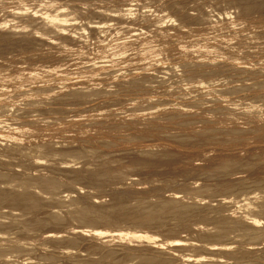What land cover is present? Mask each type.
I'll list each match as a JSON object with an SVG mask.
<instances>
[{"label":"rangeland","instance_id":"374dc122","mask_svg":"<svg viewBox=\"0 0 264 264\" xmlns=\"http://www.w3.org/2000/svg\"><path fill=\"white\" fill-rule=\"evenodd\" d=\"M14 1L0 0V179H10L0 180V192L6 194L0 193V197L3 198V194L7 199L0 198V213L2 210L7 214L1 213L3 217L0 214L3 218H0V230L5 229L2 228L6 226L4 222L9 224L6 228L9 232H2L8 235L3 234L4 240L0 244V264H192L193 261L195 264H264V0H55L57 4H63V11L75 14L78 21L76 19V23L67 27L66 34L61 32L63 30L54 33L46 29L47 38L28 30L30 26L40 27L37 16L31 17L32 22L27 17L22 21L7 18L10 12L6 9ZM22 1L38 8L37 4L44 0ZM124 7L130 8L129 12L109 14L111 9L122 10ZM110 15H114V19L109 20ZM105 21L108 24L104 31H94L92 22L102 24ZM11 23H26V26L22 30L14 29ZM74 24L82 25L78 36L71 35L74 29L70 28L75 27ZM117 39L127 44L117 47ZM19 123L22 125L20 132L16 129L17 133L15 128ZM9 125L11 127L6 128ZM6 133L11 139H17H9ZM4 134L6 136L2 137ZM61 147L63 151L69 147L74 150L72 159L76 154L75 163H67L74 169L68 168L66 163L64 168L62 165L73 151L69 155L66 154L68 151L64 154L59 150L64 157L59 152V155L52 154V162L47 161L50 167L46 163V167L39 168L32 166L29 155L25 157L23 154L38 155L42 149L44 152ZM156 150H160V154ZM65 166L73 173L65 171ZM12 172L16 177H10ZM36 172L45 178L53 176L57 181L54 183L53 177L46 178L52 182H45L47 185L43 182L46 185L43 187L42 178L39 182L40 176L35 177ZM18 173L29 177L19 175L20 180H28L21 184V189L32 179H38L41 184L39 186L32 180L26 186L29 195L33 194L31 191L35 185L39 191L52 184H56L54 189L58 194L52 188L51 198L47 192L51 190L49 187L44 189L47 195L42 192L40 198L34 189L36 197L31 196V203L25 188H15L14 184L20 182ZM79 174L80 177H90L92 183L88 182L90 178H76ZM75 179H80L78 186L81 188L75 189L78 184ZM83 179L88 183L84 184ZM72 181L76 182H73L75 185ZM9 189H13L12 192L8 193ZM23 190L28 199H24ZM68 191L70 195L66 198H73L70 201L64 196ZM57 197V201L51 202ZM244 199H249L245 200L251 204L248 208L244 207ZM58 200H63L62 204ZM10 201L22 204L18 207L15 203L12 207ZM42 202L45 205L42 206ZM247 214L256 217L258 223L251 220L254 225L251 224ZM33 217L32 221L30 218ZM211 217L217 218H212L216 222ZM40 218H45L49 224ZM92 218L98 220V224L102 223L100 225L113 222L114 226H124L125 229L136 225L152 232L162 231L161 235L168 233V236L172 230L173 234L181 230L175 236L185 237V242H178L183 245L182 248L178 246L180 253L178 249L169 251L173 243L155 245L153 242V246L152 242L145 240L131 244L115 240L102 243L100 238L91 234L89 237L85 235L88 232L82 230ZM35 222L41 226L32 230V226L37 225ZM41 227L43 231L53 229L58 232L53 231L57 238L44 240ZM79 227L81 231H75ZM204 233L205 237L210 236V240L209 237L206 240L211 241L213 235L212 240H218L210 243L201 240L199 236ZM209 233L213 234L212 237ZM220 233L226 236L222 237ZM4 236L8 237L7 240ZM146 243L147 246L150 244L148 248L144 245ZM190 245L193 247L188 248ZM154 246L158 247L157 251ZM199 253L210 259L195 261L194 255ZM30 256L31 260L27 258Z\"/></svg>","mask_w":264,"mask_h":264},{"label":"bare ground","instance_id":"6f19581e","mask_svg":"<svg viewBox=\"0 0 264 264\" xmlns=\"http://www.w3.org/2000/svg\"><path fill=\"white\" fill-rule=\"evenodd\" d=\"M15 1H16V2H15ZM15 1H14L15 3H14L13 5H11V7H7V9H6V12H10V13H8L7 18H8V17H9V18H12V19H13V18H17L18 20L20 19V21H22L23 18L26 19V17H27V18H30V19H31L32 16H33V17L37 16L38 19L40 20L39 23H38V24H40V27L38 26V27H35V28H34V27L30 26L31 28L28 29V30H30L31 32L35 33L36 36H37V34H38V35H39V34H40V35L43 34V35L47 38L46 35H49V34H47L48 32L46 33V29H47L48 31H52V32H54V33L57 32V31H61V30H63V31H61V32H64V31L68 30L67 27H68L70 24L76 23V21H75V20L77 19L76 15H75V14H71V13L66 12V11H63V4H61V3H60V4H57V3L55 2V0H44V1H41L40 4H37V5H39L38 8H36V7H37L36 5H35L36 7H35V6H34V7H30L29 5L24 4L22 0H15ZM129 1H130V0H129ZM190 1H191V0H190ZM67 3H69V2H67ZM78 4H79V3H78ZM65 5H66V3H65ZM65 5H64V6H65ZM70 5H71V3H70ZM73 5H74V4H73ZM248 5H249V4H248ZM7 6H8V5H7ZM31 6H33V5H31ZM72 7H73V6H72ZM79 7H81V5H79ZM125 7H126V6H125ZM125 7H124V9H122V10H121L120 8H119L120 10L117 9V10H114V11L111 9V13H109V14H114V15L117 14V15H118L119 13H120V14H123V13H125V12H126V13L129 12L130 8H128V7L125 8ZM5 8H6V7H5ZM152 8H153V7H152ZM246 8H247V7H246ZM66 9H67V8H66ZM68 9H69V8H68ZM76 9H77V8H76ZM71 10H72V9H71ZM78 10H79V9H78ZM73 11H74V10H73ZM131 11H132V10H131ZM223 11H224V10H223ZM70 12H71V11H70ZM150 12H151V11H150ZM155 13H156V12H155ZM102 14H103V13H102ZM114 15H112V16L114 17ZM112 16L110 15L111 18H110L109 20H111V19L113 18ZM119 16H120V15H119ZM164 16H165V15H164ZM116 17H117V16H116ZM116 17H115V18H116ZM157 17H158V16H157ZM160 17H161V15H160ZM166 17H167V16H166ZM168 17H169V16H168ZM213 17H214V16H213ZM158 18H159V17H158ZM30 19H29V22H30ZM38 19H37V20H38ZM113 19H114V18H113ZM169 19H170V18H169ZM179 19H180V18H179ZM27 20H28V19H27ZM32 20H33V19H31V22H32ZM34 20H36V18H34ZM109 20H107V21H109ZM157 20H158V19H157ZM160 20H161V19H160ZM9 21H10V20H9ZM9 21H8V22H9ZM20 21H19V22H20ZM77 21H78V19H77ZM107 21H105V22L102 23V24H100V23H96V22H98V21H96V22H92L91 24H92L93 26H92L91 24H88V23H87V24L89 25V27H90V25L92 26V28L94 27V31H95V30L104 31V30H105V25L108 24ZM178 21H179V20H178ZM182 21H183V20H182ZM5 22H6V19H5ZM8 22H7V25H8ZM23 22H24V21H23ZM29 22L27 21V23H28V27H29ZM35 22H36V21H35ZM90 22H91V21H90ZM180 22H181V21H180ZM180 22H179V23H180ZM16 23H17V22H16ZM83 23H84V22H83ZM176 23H177V22H176ZM11 24H12V23H11ZM35 24H36V23H35ZM87 24H86V25H87ZM74 25H76V24H74ZM83 25H84V24H83ZM88 25H87V26H88ZM110 25H111V24H110ZM10 26H12V28H14V29H16V28H20V29L22 30V29H25L26 23H25V24H24V23H23V24H21V23H19V24H12V25H10ZM33 26H34V25H33ZM43 26L45 27V29H43ZM70 26H71V25H70ZM28 27H27V28H28ZM81 27H82V25H81ZM81 27L78 26V25H76L75 27H71L70 29H72V28L74 29V30L71 31V32H72L71 35H72V36H76V35L78 36V35H80L79 33H81V32H80L81 30H79V29H82ZM66 28H67V29H66ZM84 28H85V25H84ZM64 29H65V30H64ZM70 29H69V30H70ZM85 29H86V28H85ZM106 29H107V28H106ZM180 29H181V28H180ZM117 30H118V29H117ZM119 30H120V29H119ZM108 31H109V30H108ZM108 31H106V32H108ZM121 31H122V30H121ZM66 32H67V31H66ZM91 32H92V31H91ZM119 32H120V31H119ZM123 32H124V31H123ZM28 33H29V32H28ZM33 33H32V34H33ZM50 33H51V32H50ZM130 33H131V32H130ZM56 34H57V33H56ZM63 34H66V33L64 32ZM131 34H132V33H131ZM33 35H34V34H33ZM43 35H42V36H43ZM68 35H69V33H68ZM126 35H128V33H127ZM42 36H41V37H42ZM44 36H43V37H44ZM104 36H105V35H104ZM38 37H40V36H38ZM70 37H71V36H70ZM89 37H90V36H89ZM121 37H122V36H121ZM66 38H67V36H66ZM86 38H87V37H86ZM97 38H98V37H97ZM114 38H116V37H114ZM117 38H118V37H117ZM128 38H130V37H128ZM128 38H126V39H128ZM33 39H34V38H33ZM43 39H44V38H43ZM76 39H77V38H76ZM76 39H75V40H76ZM104 39H105V37H104ZM122 39H124V38H122ZM71 40H72V39H71ZM73 40H74V39H73ZM86 40H87V39H86ZM92 41H93V40H92ZM123 41H124V40L117 39V40L115 41L117 47H122L123 44H124ZM148 41H149V40H148ZM148 41L145 43V44H146V47H147V45L149 44ZM102 42H104V41L102 40ZM106 42H107V41H106ZM68 43H69V42H68ZM100 43H101V42H100ZM109 43H110V42H109ZM62 44H63V43H62ZM125 44H127L126 41H125ZM125 44H124V46H125ZM63 46H64V45H63ZM70 46H71V45H70ZM72 46H73V45H72ZM68 47H69V46H68ZM77 47H78V45H77ZM143 47H144V45H143ZM143 47H142V48H143ZM64 48H66V47H64ZM92 48H93V47H92ZM107 48H108V47H107ZM149 48H150V47H149ZM62 49H63V47H62ZM67 49H68V48H67ZM67 49H65V50H67ZM69 49H71V48L69 47ZM63 51H64V50H63ZM70 52H71V51H70ZM121 53H122V51H121ZM169 53H170V52H169ZM180 53H181V52H180ZM115 55H116V54H115ZM105 56H106V55H105ZM117 56H118V55H117ZM99 59H100V58H99ZM70 61H71V60H70ZM106 63H107V62H106ZM96 64H97V63H96ZM98 64H99V63H98ZM103 64H104V63H103ZM77 66H78V65H77ZM98 66H99V65H98ZM38 67H39V66H38ZM95 69H96V68H95ZM23 70H24V69H23ZM31 70H32V69H31ZM131 70H132V69H131ZM0 71H1V70H0ZM18 71H19V70H18ZM44 71H45V70H44ZM4 72H5V71H4ZM23 72H24V71H23ZM23 72H21V73H23ZM25 72H26V71H25ZM28 74H30V73H27V75H28ZM27 75H26V76H27ZM27 77H29V76H27ZM201 83H202V82H201ZM201 83H200V84H201ZM2 87H3V86H2ZM91 87H92V86H91ZM95 89H96V88H95ZM31 90H32V89H31ZM33 90H34V89H33ZM42 91H43V90H42ZM76 94H77V93H76ZM13 98H14V97H13ZM63 98H64V97H63ZM57 100H58V99H57ZM233 109H234V108H233ZM31 113H32V112H31ZM29 120H30V119H29ZM23 121H24V120H23ZM27 121H28V120H27ZM1 122H2V121H1ZM27 123H28V122H27ZM9 124H10V123H9ZM15 124H16V123H15ZM19 124H20V123H19ZM28 124H29V123H28ZM11 125H12V124H11ZM13 125H14V124H13ZM21 125H22V123L19 125V127H16L17 125H16V126L14 125V126L16 127L15 130L18 129L19 132H20V130H21V129H20ZM26 125H27V124H26ZM6 126H7V125H6ZM6 126H5V127H6ZM23 126H24V125H23ZM10 127H11V126L9 125V126L6 127V128H10ZM27 128H29V127H27ZM23 129H25V127H23ZM23 129H22V130H23ZM30 129H31V128H30ZM30 129H29V130H30ZM12 130H13V132H14V128H13ZM31 130H32V129H31ZM35 130H36V129H35ZM9 131H10V130H9ZM16 131H17V130H16ZM16 131H15V132H16ZM23 131H24V130H23ZM13 132H12V133H13ZM19 132L17 131V133H19ZM0 133H1V132H0ZM12 133H11V134L9 133V134L12 135ZM25 133H26V132H25ZM6 134H7V133H6ZM0 135H1V134H0ZM17 135H18V134H17ZM4 136H6V135H5V134L2 135V137H4ZM7 136H8V134H7ZM12 137H13V136H12ZM15 137H16V136H15ZM8 138L11 139L10 136H8ZM13 139H14V137H13ZM13 139H11V140H13ZM16 139H17V138H16ZM16 139H14V141H15ZM18 139H19V138H18ZM21 139H22V138H21ZM19 141H20V140H19ZM7 142H9V141H7ZM16 142H17V141H16ZM58 142H59V141H58ZM13 143H14V142H13ZM13 143H11V144H13ZM45 143H46V142H45ZM59 143H60V142H59ZM9 144H10V143H9ZM13 146L15 147V145H13ZM16 147H17V146H16ZM25 147H26V146H25ZM50 147H51V145H50ZM73 147H74V146H73ZM81 147H82V145H81ZM81 147L79 146V148H81ZM9 148H10V146H9ZM46 148H48V147H46ZM79 148H78V149H79ZM49 149H50V150H49ZM49 149H47V151L44 150V152H42V151H43V149H42L41 153L38 154V155H32V154L30 155V154H28V153H24V152H23V154H26V156H25V155H23V156L28 157V155H29V159H28V158H26V159L30 160V161H31V164H33L32 166H34L35 168L38 167V166L46 167L47 164L49 165V166H47V167H50V164L47 163V161H48L49 159H50V161L52 160L51 157H50V155H52V154L54 155L55 153L59 152V150H61L62 152H64V154H65L66 151H68V152H66V154L69 153V155H70V151H71V152L73 151V153H71V155H70L71 158H70V156L65 155L66 157L68 156L67 159L70 158V160H67V159L64 160V163H63L62 165H63V168H64V164H65V163H66V164L69 163L70 165H73V164L75 163V162H74V161H75L74 158H76V157H75L76 154H75V156H73V157H74V158H73L74 160H73V159H72V155H74V150H71L72 148L69 147L68 150H66L67 148H65L64 150H66V151H63L62 147H61V149H58V148H57V149H55V150H54V149L52 150V148H49ZM85 149H86V147H85ZM18 150H19V149H17V151H18ZM22 150H23V149H22ZM28 150H29V149H28ZM81 150H82V149H81ZM160 150H163V149H160ZM160 150H159V151H160ZM14 151H15V149H14ZM14 151H12V153H13ZM17 151H16V152H17ZM99 151H100V150H99ZM143 151H144V150H143ZM147 151H148V150H147ZM147 151H146V154H147ZM152 151H154V150H152ZM159 151H158V152H159ZM165 151H166V150H165ZM174 151H175V150H174ZM35 152H36V150H35ZM75 152H76V151H75ZM82 152H83V151H82ZM95 152H96V149H95ZM102 152H103V151H102ZM111 152H112V151H111ZM148 152H149V151H148ZM156 152H157V150H156ZM158 152H157V153H158ZM12 153H11V154H12ZM29 153H30V152H29ZM85 153H86V152H85ZM97 153H98V152H97ZM97 153H96V154H97ZM116 153H117V152H116ZM152 153H153V152H152ZM154 153H155V152H154ZM7 154H8V153H7ZM21 154H22V153H21ZM59 154H60V152H59ZM59 154L57 153L56 155H59ZM91 154H92V153H91ZM96 154H95V155H96ZM102 154H103V153H102ZM159 154H160V152H159ZM164 154H165V153H164ZM60 155L63 156L62 153H61ZM83 155H84V153H83ZM154 155H155V154H154ZM162 155H163V154H162ZM21 156H22V155H21ZM62 156H61V159H62ZM79 156H80V155H79ZM99 156H101V155H99ZM104 156H105V155H104ZM158 156H159V155H158ZM160 156H161V155H160ZM15 157H17V156H15ZM59 157H60V156H59ZM59 157H58V158H59ZM63 157H64V156H63ZM85 157H86V155H85ZM95 157H96V156H95ZM107 157H108V156H107ZM170 157H171V156H170ZM174 157H175V156H174ZM53 158H54V157H53ZM81 158H82V157H81ZM13 159H14V158H13ZM13 159H12V160H13ZM55 159H56V158H55ZM150 159H152V158H150ZM163 159H164V158H163ZM168 159H169V158H168ZM168 159H167V160H168ZM172 159H173V158H172ZM172 159H171V160H172ZM21 160H22V159H21ZM62 160H63V159H62ZM108 160H109V159H108ZM159 160H160V158H159ZM159 160H158V161H159ZM167 160H165V161L168 162ZM177 160H178V159H177ZM248 160H249V159H248ZM50 161H49V162H50ZM78 161H79V160H78ZM82 161H83V160H82ZM92 161H94V160H92ZM95 161H96V159H95ZM95 161H94V162H95ZM101 161H103V160H101ZM104 161H105V160H104ZM111 161H112V160H111ZM121 161H122V160H121ZM162 161H164V160H162ZM240 161H241V159H240ZM20 162H21V161H20ZM28 162H29V161H28ZM51 162H52V161H51ZM56 162H57V160H56ZM73 162H74V163H73ZM98 162H100V161H98ZM108 162H109V161H108ZM117 162H118V160H117ZM117 162H116V163H117ZM119 162H120V161H119ZM46 163H47V164H46ZM61 163H62V162H61ZM71 163H73V164H71ZM82 163H83V162H82ZM85 163H86V162H85ZM109 163H110V162H109ZM135 163H136V162H135ZM152 163H153V162H152ZM156 163H157V162H156ZM156 163H155V165H156ZM158 163H159V162H158ZM160 163H161V162H160ZM164 163H165V162H164ZM238 163H239V162H238ZM54 164H55V163H54ZM66 164H65V165H66ZM95 164H96V163H95ZM101 164H103V163H101ZM153 164H154V163H153ZM167 164H168V163H167ZM8 165H9V164H7V166H8ZM11 165H12V164H11ZM17 165H19V164H17ZM59 165H60V164H59ZM67 165H68V164H67ZM86 165H87V164H86ZM96 165H97V164H96ZM103 165H104V164H103ZM110 165H111V164H110ZM155 165H152V166H155ZM158 165H159V164H158ZM160 165H162V163H161ZM14 166H15V165H14ZM56 166H57V165H56ZM56 166L54 165V167H56ZM74 166H75V165H74ZM93 166H94V165H93ZM236 166H237V165H236ZM9 167H10V166H9ZM9 167H8V168H9ZM19 167H20V166H19ZM51 167H52V166H51ZM65 167H66V168H65V171H66V170H69V171H67L68 173H73L72 170H71L72 172L70 171V169H71L70 167H72V166L69 167V165H68V168H70V169H67V166H65ZM101 167H103V166L101 165ZM157 167H159V166H157ZM161 167H162V166H161ZM163 167H164V166H163ZM10 168H11V167H10ZM17 168H18V167H16V169H17ZM26 168H27V166H26ZM38 168H39V167H38ZM59 168H60V167H59ZM72 168H73V167H72ZM95 168H97V166H96ZM109 168H110V166H109ZM112 168H113V167H112ZM112 168H111V169H112ZM155 168H156V167H155ZM11 169H13V168H11ZM18 169H19V168H18ZM20 169H21V168H20ZM61 169H62V168H60V170H61ZM73 169H74V168H73ZM78 169H79V168H78ZM84 169H85V167H84ZM120 169H121V168H120ZM135 169H137V168H135ZM139 169H140V168H139ZM21 170H22V169H21ZM21 170H20V171H21ZM26 170H27V169H26ZM34 170H35V169H34ZM87 170H88V169H87ZM114 170H115V168H114ZM137 170H138V169H137ZM137 170H136V171H137ZM161 170H162V169H161ZM181 170H182V169H181ZM227 170H228V169H227ZM11 171H12V170H11ZM13 171H14V170H13ZM15 171H16V170H15ZM20 171H19V172H20ZM44 171H45V170H44ZM63 171H64V170H63ZM96 171H98V170H96ZM224 171H225V170H224ZM224 171H223V172H224ZM229 171H230V170H229ZM0 172H1V171H0ZM4 172H5V171H4ZM7 172H8V171H7ZM16 172H17V171H16ZM83 172H84V171H83ZM86 172H87V171H86ZM94 172H95V171H94ZM168 172H169V171H168ZM211 172H212V171H211ZM218 172H219V171H218ZM1 173H2V172H1ZM1 173H0V174H1ZM14 173H15V172H14ZM20 173H21V172H20ZM34 173H35V172H33V174H31V175H34ZM77 173H78V172H77ZM96 173H97V172H96ZM104 173H106V172H104ZM119 173H120V172H119ZM164 173H166V172H164ZM164 173H163V174H164ZM4 174L7 175V174H9V173H4ZM4 174H3V175H4ZM16 174H17V173H16ZM27 174H30V172L27 173ZM36 174H37V175H36ZM36 174H35V177L40 176V178L38 177L39 180L36 179V181L38 180V181L40 182V179L42 178L41 180H43V181L40 182V183H42V184H43V182H44V184L47 185L48 183H45V182H49V184H50V182H52V181H54V183H55V180H56V179L54 180V177H53V176L48 175L49 178H50V177H53V178H52V181H46V178H47V177L45 178L43 175H39L38 172H36ZM42 174H43V173H42ZM98 174H99V173H98ZM107 174L110 175V173H107ZM117 174H118V173H117ZM166 174H167V173H166ZM6 175L3 176V177H6ZM12 175L15 176V175L13 174V172L10 173V177H11ZM19 175H20V174L18 173V176H19ZM22 175H23V174H22ZM22 175H20V176L22 177ZM71 175H72V174H71ZM73 175H74V174H73ZM80 175H81V174L77 175V177H76V176H74V177L78 178V176H79V178L82 177V178H84V179H89V178H90V177L87 176V175H90V174H87V175H86L87 178L84 177L85 175H84V176H81V177H80ZM91 175H92V174H91ZM95 175H96V174H95ZM102 175H103V174H102ZM102 175H101V177H102ZM120 175H121V174H120ZM7 176H8V175H7ZM13 176H12V177H13ZM20 176L18 177L19 180L21 179ZM28 176H30V175H28ZM69 176H70V175H69ZM69 176H68V177H69ZM104 176H105V175H104ZM107 176H108V175H107ZM107 176H106V177H107ZM15 177H16V176H15ZM23 177L25 178L26 175H25V176L23 175ZM30 177H32V176H30ZM66 177H67V176H66ZM71 177H72V176H71ZM95 177H96V176H95ZM95 177H94V178H95ZM117 177H118V175H117ZM0 178H1V177H0ZM13 178H14V177H13ZM18 178H17V179H18ZM26 178L28 179L29 177H26ZM32 178H34V177H32ZM49 178H47V179L49 180ZM55 178H57V177H55ZM69 178H70V177H69ZM98 178H100V177L98 176ZM118 178H119V177H118ZM8 179H9V177L6 178V179H3V178H2V180H1V179H0V180L3 181V180H8ZM22 179H23V178H22ZM34 179H35V178H34ZM50 179H51V178H50ZM57 179H58V178H57ZM64 179H65V178H64ZM71 179H72V178H71ZM71 179H70V180H71ZM84 179H83V180H84ZM100 179H101V178H100ZM104 179H105V177H104ZM114 179H115V177H114ZM9 180H10V179H9ZM11 180H12V179H11ZM13 180H14V179H13ZM19 180H16V181L18 182ZM32 180H33V179H32ZM32 180H31V181H32ZM59 180H60V179H59ZM75 180H76V179H75ZM77 180H78V181H77ZM77 180H76V181H77V183H78L80 179H77ZM97 180H98V179H97ZM177 180H178V179H177ZM22 181H23V182H22ZM24 181H26V179L20 180V182H19L20 185H19L18 183H15V184H14V185H15V188H16V186H17V187L20 186L19 188L21 189V184L24 183ZM27 181H28V180H27ZM27 181H26L25 183H27ZM31 181L29 180L30 183H29V182H28V183L31 184ZM33 181H35V180H33ZM36 181H35V182H36ZM38 181H37V183H38V185L40 186L41 184H40ZM56 181H57V180H56ZM4 182H5V181H4ZM7 182H8V181H7ZM66 182H67V181H66ZM73 182H74V181H72V183H73ZM82 182H85V180L82 181ZM86 182H87V180H86ZM86 182H85L84 184H86ZM88 182H91V178L88 180ZM88 182H87V183H88ZM100 182H101V180H100ZM103 182H104V181H103ZM180 182H181V181H180ZM208 182H209V181H208ZM33 183H34V182H33ZM74 183H76V182H74ZM74 183H73V184H74ZM79 183H80V182H79ZM79 183H78L76 186H74L75 184L73 185V186L75 187V189H76L77 187H80V186H78V185H80ZM91 183H92V182H91ZM209 183H210V182H209ZM10 184H11V183H10ZM16 184H17V185H16ZM29 184H27L26 186H28ZM34 184H35V183H34ZM34 184H32V185L34 186ZM44 184H43V187L46 186V185L44 186ZM111 184H112V183H111ZM141 184H142V183H141ZM38 185H35L33 188L36 190L35 187L38 186ZM52 185H53V184H52ZM52 185H51V186H52ZM90 185H91V184H90ZM90 185H89V186H90ZM206 185H207V184H206ZM9 186H10V185H9ZM23 186H24V185H23ZM26 186H25L24 188H25V190H26V192H27V188H28V187L26 188ZM51 186H49V187L51 188V190L49 189L50 191L47 190L49 187H48V188L46 187V188H44V189L47 190L48 194H50V195H51V198H52V193H53V192H51V191H52V188H53V189L56 188V187H55L56 184L53 185L54 187H51ZM91 186H92V185H91ZM91 186H90V187H91ZM97 186H98V185H97ZM138 186H139V185H138ZM204 186H205V185H204ZM220 186H221V185H220ZM30 187H31V186H30ZM43 187H42V188H43ZM94 187H95V186H94ZM119 187H120V186H119ZM24 188H22V189H24ZM31 188H32V187H31ZM31 188H30V189H31ZM39 188H40V187H39ZM39 188H37V189H39ZM68 188H69V187H68ZM72 188H73V187H71L69 191H71ZM80 188H81V187H80ZM109 188H110V187H109ZM199 188H200V187H199ZM13 189H14V187H13ZM13 189H11V190H13ZM17 189H18V188H17ZM22 189H21V190H22ZM34 189H33L32 191L30 190L31 193L34 194V193L37 192V193H39V195H40V193L43 192L44 195H45V194L47 195V193H46V191H44V189H41V188H40L39 191L36 190V192L34 191ZM95 189H96V188H95ZM110 189H111V188H110ZM11 190H10V189L7 190L8 193H9V191H11ZM25 190H23V193L25 192ZM40 190H41V191H40ZM54 190H55V189H54ZM54 190H53V191H54ZM77 190H78V189H77ZM86 190H87V189H86ZM181 190H182V189H181ZM254 190H255V189H254ZM2 191H5V190H2ZM14 191H15V189H14ZM14 191H13V192H14ZM28 191H29V190H28ZM69 191L67 192V194H64L65 199H67L66 197H69V195H70V194H69V193H70ZM78 191H79V190H78ZM89 191H90V190H89ZM103 191H104V190H103ZM116 191H117V190H116ZM131 191H134V190H131ZM205 191H206V190H205ZM11 192H12V191H11ZM11 192H10V193H11ZM15 192H17V191H15ZM18 192H19V191H18ZM21 192H22V191H21ZM26 192H25V194H23V197H24V195L28 196L29 193H30V192H27V193H28V195H27ZM50 192H51V193H50ZM55 192H56V190H55ZM61 192H62V191H61ZM61 192H59V193L61 194ZM84 192H85V191H84ZM119 192H120V191H119ZM129 192H130V191H129ZM134 192H135V191H134ZM171 192H172V191H171ZM0 193L5 194V192H0ZM43 193H42V195H43ZM87 193H88V192H87ZM113 193H114V192H113ZM122 193H123V192H122ZM122 193H121V194H122ZM3 194H2V197L4 198V197L6 196V194H5V196H4ZM19 194H20V192H19ZM33 194H30L28 197L31 198V196H32ZM57 194H58V193L56 192V195H57ZM72 194H73V193H72ZM121 194H120V195H121ZM129 194H131V193H129ZM169 194H171V193H169ZM251 194H252V193H251ZM255 194H257V193H255ZM37 195H38V194H37ZM56 195H54V196H56ZM85 195H86V194H85ZM118 195H119V194H118ZM258 195H259V194H258ZM7 196H8V195H7ZM26 196L24 197V199H25V198L28 199ZM33 196L36 197V195H33ZM33 196H32V197H33ZM64 196H63V199H64ZM86 196L88 197L89 195H86ZM169 196H170V195H169ZM172 196H173V194H172ZM172 196H171V198H172ZM174 196H175V195H174ZM174 196H173V197H174ZM255 196H256V195H255ZM11 197H12V195H11ZM14 197H15V196H14ZM14 197H13V198H14ZM21 197H22V194H21ZM39 197L41 198V195H40ZM61 197H62V196H61ZM70 197H71V196H70ZM116 197H117V196H116ZM116 197H114V198H116ZM224 197H225V196H224ZM258 197H259V196H258ZM0 198H1V197H0ZM3 198H1V200H2ZM83 198H84V197H83ZM83 198H82V199H83ZM85 198H86V197H85ZM85 198H84V199H85ZM167 198H168V197H167ZM178 198H179V197H178ZM196 198H197V196H196ZM202 198H203V197H202ZM202 198H201V199H202ZM4 199L7 200L6 197H5ZM4 199H3V200H4ZM9 199H10V198H9ZM21 199H22V198H21ZM33 199H34V198H33ZM57 199H58V197H57L55 200H52V199H51V200H52L51 202H53V201H57ZM61 199H62V198H60V200H61ZM72 199H73V198H72ZM72 199L70 198V199H67V200L70 201V200H72ZM82 199H81V200H82ZM90 199H92V198H90ZM141 199H143V198H141ZM192 199H193V198H192ZM22 200H23V199H22ZM22 200H21V202H22ZM30 200L33 202L32 198L29 199V201H30ZM34 200H35V199H34ZM36 200H37V199H36ZM40 200H41V199H40ZM77 200H78V199H77ZM169 200H171V199H169ZM180 200H181V199H180ZM198 200H200V196H199V199H197V201H198ZM225 200H226V199H225ZM245 200L247 201V200H249V199H244V202H245ZM27 201H28V200H27ZM31 201H30V202H31ZM37 201H39V200H37ZM58 201H59V200H58ZM64 201H65V200H64ZM74 201H76V200H74ZM82 201H83V200H82ZM141 201H142V200H141ZM187 201H188V200H187ZM193 201H194V200H192V202H193ZM227 201H228V200H227ZM241 201H242V200H241ZM2 202H3V201H2ZM8 202H9V201H8ZM10 202H11V201H10ZM30 202H29V203H30ZM32 202H31V203H32ZM59 202H61V201H59ZM62 202H63V200H62ZM62 202H61V204H62ZM72 202H73V201H72ZM77 202H78V201H77ZM84 202H85V201H84ZM113 202H114V201H113ZM113 202H112V203H113ZM144 202H146V201H144ZM144 202H143V203H144ZM149 202H150V201H149ZM151 202H152V201H151ZM233 202H234V201H233ZM251 202H252V201H251ZM11 203H12V204H10V203H9V204L12 205V207H15V206L13 205V204H15V203L17 204V206L19 205L18 202H15V203L11 202ZM23 203H24V202H23ZM25 203H26V202H25ZM34 203H35V201H34ZM37 203H38V202H37ZM42 203H43V202H42ZM57 203H58V202H57ZM82 203H83V202H82ZM95 203H96V202H95ZM117 203H118V202H117ZM117 203H116V204H117ZM186 203H187V202H186ZM186 203H185V204H186ZM194 203H195V202H194ZM239 203H240V202H239ZM9 204H8V205H9ZM21 204H22V203H21ZM21 204H20V205H21ZM38 204H39V203H38ZM38 204H37V205H38ZM51 204H52V203H51ZM55 204H56V202H55ZM76 204H77V203H76ZM101 204H102V203H101ZM121 204H122V203H121ZM130 204H131V203H130ZM145 204H146V203H145ZM147 204H148V203H147ZM183 204H184V203H183ZM187 204H188V203H187ZM187 204H186V205H187ZM196 204H197V203H196ZM240 204H241V203H240ZM20 205H19V206H20ZM24 205H25V204H24ZM27 205H28V204H27ZM33 205H34V204H33ZM43 205H45V204L43 203L42 206H43ZM46 205H47V204H46ZM58 205H59V204H58ZM77 205H78V204H77ZM97 205H98V204H97ZM99 205H100V204H99ZM102 205H103V204H102ZM102 205H101V206H102ZM118 205H119V204H118ZM157 205H158V204H157ZM186 205H185V206H186ZM188 205H189V204H188ZM199 205H200V204H199ZM243 205H244V203H243ZM248 205L250 206L251 204L245 202L244 207L248 208V207H249ZM2 206H3V204H2ZM19 206H18V207H19ZM22 206H23V205H22ZM25 206H26V205H25ZM64 206H65V205H64ZM107 206H108V205H107ZM114 206H116V205H114ZM126 206H127V205H126ZM131 206H133V205H131ZM145 206H147V205H145ZM149 206H150V205H149ZM189 206H190V205H189ZM189 206H187V207H189ZM192 206H194V205H192ZM238 206H239V205H238ZM241 206H242V204H241ZM140 207H142V206H140ZM152 207H153V206H152ZM157 207H158V206H157ZM167 207H168V206H167ZM175 207H177V206H175ZM179 207H180V206H179ZM182 207H183V206H182ZM7 208H8V207H7ZM21 208H22V207H21ZM45 208H46V207H45ZM49 208H50V207H49ZM82 208H83V207H82ZM101 208H102V207H101ZM116 208H117V210H118V207H116ZM119 208H120V207H119ZM127 208H129V207H127ZM145 208H146V207H145ZM170 208L172 209V206H171ZM238 208H240V206H239ZM12 209H13V208H12ZM15 209H17V207H16ZM19 209H20V208H18V210H19ZM23 209H24V208H23ZM42 209H43V208H42ZM130 209H132V208H130ZM138 209H140V208H138ZM151 209H153V208H151ZM156 209H157V208H156ZM168 209H169V208H168ZM176 209H177V208H176ZM179 209H180V208H179ZM181 209H182V208H181ZM187 209L189 210V208H187ZM191 209H192V208H191ZM241 209H242V208H241ZM244 209H245V208H244ZM261 209H262V208H261ZM26 210H27V209H26ZM34 210H35V209H34ZM48 210H49V209H48ZM84 210H85V209H84ZM128 210H129V209H128ZM135 210H136V209H135ZM143 210H144V209H143ZM164 210H165V209H164ZM182 210H183V209H182ZM197 210H198V209H197ZM19 211H22V209L19 210ZM38 211H39V210H38ZM43 211H44V210H43ZM49 211H50V210H49ZM51 211H52V210H51ZM67 211H68V210H67ZM88 211H89V210H88ZM120 211H121V210H120ZM132 211H133V209H132ZM153 211H156V210L153 209ZM153 211H152V212H153ZM192 211H194V210L192 209ZM251 211H254V210L251 209ZM3 212H4V211H3ZM3 212H2V210H1V213H3ZM15 212H16V211H15ZM23 212H24V211H23ZM29 212H30V211H29ZM55 212H56V211H55ZM89 212H90V211H89ZM93 212H94V211H93ZM136 212H137V211H136ZM145 212H147V211H145ZM148 212H149V210H148ZM150 212H151V211H150ZM157 212H158V211H157ZM166 212H167V210H166ZM189 212H190V211H189ZM195 212H196V211H195ZM204 212H205V211H204ZM240 212H241V211H240ZM255 212H256V211H255ZM260 212H261V211H260ZM1 213H0V214H1ZM20 213H21V212H20ZM65 213H66V212H65ZM104 213H106V212H104ZM128 213H129V211H128ZM133 213H134V211H133ZM164 213H165V212H164ZM190 213H191V212H190ZM192 213H193V212H192ZM243 213H244V212H243ZM261 213H262V212H261ZM3 214H6V213H3ZM3 214H1L2 217H3ZM31 214H33V213H31ZM36 214H37V213H36ZM54 214H56V213H54ZM98 214H99V213H98ZM115 214H116V213H115ZM129 214H130V213H129ZM134 214H135V213H134ZM142 214H143V213H142ZM154 214H155V212H154ZM159 214H160V213H159ZM203 214H204V213H203ZM245 214H246V213H245ZM245 214H243V215H245ZM6 215H7V214H6ZM24 215H25V214H24ZM38 215H39V214H38ZM138 215H140V219H141V218H142V217H141V214L138 213ZM156 215H157V214H156ZM160 215H161V214H160ZM175 215H176V214H175ZM194 215H195V214H194ZM252 215H253V214H252ZM35 216H36V215H35ZM56 216H57V214H56ZM56 216H54L55 219H57ZM93 216H94V215H93ZM95 216H97V215H95ZM103 216H104V214H103ZM106 216H107V215H106ZM106 216H105V217H106ZM114 216H115V215H114ZM121 216H122V215H121ZM128 216H129V215H128ZM130 216H131V215H130ZM135 216H137V215H135ZM148 216H149V215H148ZM162 216H163V215H162ZM187 216H188V215H187ZM202 216H203V215H202ZM248 216H250V217H248ZM259 216H260V215H259ZM2 217H0V218H2ZM28 217H30V216H28ZM28 217H27V218H28ZM31 217H32V216H31ZM37 217H38V216H37ZM41 217H42V216H41ZM43 217H44V216H43ZM50 217H51V216H50ZM50 217H48V218H50ZM57 217H59V216H57ZM60 217H61V216H60ZM97 217H98V216H97ZM154 217H155V216H153V218H154ZM164 217H165V216H164ZM206 217H207V216H206ZM216 217H217V216H216ZM223 217H224V216H223ZM245 217H246V215H245ZM261 217H262V216H261ZM67 218H69V217H67ZM101 218H102V217H101ZM138 218H139V217H138ZM162 218H163V217H162ZM212 218H214V217H211V220H212ZM247 218H251V219H250V222H251V220H252L253 222H257V223H258V219H256V217H251V215H248V214H247ZM262 218H263V217H262ZM2 219H3V218H2ZM30 219H31V220L33 219V220H34V217H33V218H30ZM40 219H41V220H40ZM40 219H38V220L44 222L43 220H44L45 218H44V219L40 218ZM50 219H51V218H50ZM61 219H62V218H61ZM78 219H79V218H78ZM81 219H82V218H81ZM94 219H95V218H94ZM98 219H99V218H98ZM107 219H109V217H108ZM129 219H130V218H129ZM156 219H158V218H156ZM160 219H161V218H160ZM189 219H190V218H189ZM214 219H217V218H214ZM214 219H213V220H214ZM224 219H225V218H224ZM33 220H32V221H33ZM35 220H36V222H37V219H36V218H35ZM51 220H52V219H51ZM72 220H73V219H72ZM85 220H86V219H85ZM92 220H93V218H92ZM92 220L87 221L88 223L85 222V223H87V224H86V225H83V227H85V228L82 227V230L84 229V230H86V231L88 232V234H85V235H89V234H91V236L93 235V236H95V237L100 238V239L102 240V243H103V242L106 243L107 241H111V242H112L113 240H115V241H118V242H121V243H130V244H131L132 242H135V241H137V242H141V240H145V241L148 242V243H150V242L153 243V242H154L155 245H157V244H159V243H160V244L163 243V245H164L165 243H168V244L170 243L171 245L174 244L172 247L169 245V246H170V247L168 248L169 251H170V250H171V251H176V250L178 249V252H179V247H180L181 244L178 245V242H179L180 240H184L183 238H185V237H183V236H181V237H183V238H180V237H176V236H175V234L177 233V231H179V230H177V229H176L177 231H176L175 234H173V233H174V230H172L173 233H171V231H170L171 236H170V235L168 236V235H167L168 233H167L166 235H161L160 233H161L162 231H161L160 233L157 231V232L159 233V234H157V232L149 231V230L146 229V228H140V227L137 228L136 225H135V228L125 229V228H123L124 226H123V227H120V226H117V225L114 226V225L112 224L113 222H111V224H110V222H109V223H106L105 225H100V224H102V223H99V224H98V222H97L98 220H97V221H96V220H93V221H92ZM104 220H105V219H104ZM114 220H115V219H114ZM131 220H132V218H131ZM149 220H150V219H149ZM187 220H188V219H187ZM195 220H196V219H195ZM213 220H212V221H213ZM27 221H28V220H27ZM29 221H30V220H29ZM48 221H49V219H48ZM60 221H61V220H60ZM70 221H71V220H70ZM76 221H77V220H76ZM107 221H110V220H107ZM116 221H117V220H116ZM143 221H144V220H143ZM196 221H197V220H196ZM196 221H195V222H196ZM214 221H215V220H214ZM220 221H221V220H220ZM259 221L261 222V219H259ZM36 222H35V223H36ZM42 222H40V223H42ZM51 222H53V221H51ZM68 222H69V221H68ZM82 222H83V220H82ZM101 222H102V221H101ZM105 222H106V221H105ZM105 222H104V223H105ZM118 222H119V221H118ZM122 222H123V221H122ZM132 222H134V220H132ZM136 222H138V221H136ZM140 222H141V221H140ZM145 222H146V221H145ZM157 222H158V221H157ZM157 222H156V223H157ZM159 222H160V221H159ZM162 222H163V221H162ZM190 222H191V221H190ZM195 222H194V223H195ZM202 222H203V221H202ZM215 222H216V221H215ZM218 222H219V221H218ZM260 222H259V223H260ZM30 223H32V222L30 221ZM35 223H34V224H35ZM45 223H47L46 219H45ZM134 223H135V222H134ZM143 223H144V222H143ZM149 223H150V222H149ZM188 223H189V222H188ZM188 223H187V224H188ZM223 223H225V222H223ZM223 223H222V224H223ZM226 223H227V221H226ZM235 223H236V222H235ZM4 224H6V226H5V227H2V228H5V229H6L7 227H9V226H7V225H9L8 223H5V222H4ZM36 224H37L38 226L35 225V226H36V228H35V226L33 225L34 227L32 226V228H33V229L31 228L32 230H34V229L37 230V228L41 226V225H39L38 223H36ZM47 224H49V223H47ZM65 224H67V223H65ZM185 224H186V223H185ZM187 224H186V225H187ZM191 224H192V223H191ZM222 224H221V225H222ZM251 224L254 225V223H252V222H251ZM2 225H3V224H2ZM42 225H43V224H42ZM45 225H46V224H45ZM68 225H69V224H68ZM68 225H67V226H68ZM71 225H72V224H71ZM76 225L78 226V225H80V224H79V223H78V224L76 223ZM139 225H140V224H139ZM146 225H147V224H146ZM150 225H151V223H150ZM194 225H196V224H194ZM199 225H201V224H199ZM221 225H220V227H221ZM223 225H225V224H223ZM227 225H228V224H227ZM230 225H232V223H231ZM11 226H12V225H11ZM11 226H10V227H11ZM141 226H144V225H141ZM148 226H149V225H148ZM154 226H155V225H154ZM160 226H161V225H160ZM225 226H226V225H225ZM238 226H239V225H238ZM243 226H244V225H243ZM30 227H31V226H30ZM43 227H44V226H43ZM43 227H41L42 229H41V228H39V229H40L41 231H43ZM48 227H49V226H48ZM75 227H76V226H75ZM75 227H74V225H73V228H75ZM80 227H81V226H80ZM80 227H79L78 230H75V231H79V230H80ZM146 227H147V226H146ZM169 227H170V226H169ZM186 227H187V226H186ZM188 227H189V226H188ZM188 227H187V228H188ZM195 227H196V226H195ZM198 227H200V226H198ZM202 227H203V225H202ZM204 227H205V226H204ZM222 227H223V226H222ZM244 227H247V226H244ZM244 227H243V228H244ZM248 227H249V226H248ZM248 227H247V228H248ZM253 227H254V226H253ZM46 228H47V227H45V229H46ZM62 228H63V227H62ZM64 228H66V227H64ZM77 228H78V227H77ZM150 228H151V227H150ZM181 228H182V227H181ZM191 228H192V227H191ZM191 228H190V230H191ZM200 228H201V227H200ZM223 228H224V227H223ZM5 229H4V230L2 229V230H3L4 232H7V233H8L9 230L7 231V229H6V231H5ZM39 229H38V230H39ZM49 229H50V228H48V230H49ZM75 229H76V228H75ZM183 229H184V228H183ZM193 229H194V228H193ZM195 229H196V228H195ZM197 229H198V228H197ZM221 229H222V228H221ZM227 229H228V228H227ZM241 229H242V228H241ZM245 229H246V228H245ZM245 229H243V230H245ZM249 229H250V228H249ZM40 230H39V232H40V234H41V231H40ZM73 230H74V229H72V230H70V231H72V233H73ZM150 230H151V229H150ZM165 230H166V229H165ZM167 230H168V229H167ZM169 230H171V228H169ZM187 230H188V229H187ZM223 230H224V229H223ZM3 231L0 230V244H1L2 241L4 240V238H3V234L8 235V234H6V233H3V234H2ZM53 231H55V230L52 229V231H47V230H46V231H43L42 234L44 233V234H43V238H45L44 240H46L47 238H48V239H49V238H52V241H53V238H54V237L57 238V237H56V233H58V232L55 231V232H56V233H55V232H53ZM70 231H69V232H70ZM75 231H74V232H75ZM80 231H81V230H80ZM180 231H181V230H180ZM180 231H179L178 233H180ZM198 231H199V230H198ZM229 231H230V230H229ZM67 232H68V231H67ZM163 232H164V231H163ZM165 232H166V231H165ZM181 232H182V231H181ZM77 233H78V232H77ZM77 233H76V234H77ZM81 233H82V232H81ZM81 233H80V235H81ZM84 233H85V231L83 232V234H84ZM170 233H169V234H170ZM218 233H219V232H218ZM218 233H217V234H218ZM224 233H227V232H224ZM33 234H34V233H33ZM63 234H64V233H63ZM63 234H61V235H63ZM163 234H164V233H163ZM172 234H173L174 236H172ZM211 234H212V233H211ZM211 234L209 233V235H211ZM217 234H215V235H217ZM36 235H37V234H36ZM57 235H58V234H57ZM61 235H60V236H61ZM73 235H75V234H73ZM176 235H177V234H176ZM187 235H188V234H187ZM212 235H213V234H212ZM212 235H211V237H212ZM220 235L222 236L223 234L220 233ZM231 235H232V234H231ZM9 236H10V235H9ZM60 236H59V237H60ZM83 236H84V235H83ZM83 236H82V237H83ZM91 236L89 235V237H91ZM203 236H204V238H202ZM203 236H199V237H201V240H202V239H203V240H206L208 237H209V240H210V236L205 237V236H206L205 233H204ZM218 236H219V234L217 235V237H218ZM223 236L225 237L226 235H223ZM223 236H222V237H223ZM4 237H5V236H4ZM36 237H37V236H36ZM40 237H41V236H40ZM213 237H214V235H213ZM213 237H212V239H213ZM217 237L214 238V239H217ZM5 238H6L5 240H7L8 237H5ZM55 238H54V239H55ZM188 238H189V237H188ZM220 238H221V237H220ZM220 238H219V239H220ZM48 239H47V240H48ZM58 239H59V238H58ZM64 239H65V238H64ZM67 239H68V237H67ZM76 239H77V238H76ZM82 239H83V238H82ZM194 239H195V238H194ZM212 239H211V241H209V240H206V241H209V243H210V242H213V241H217V240H218V239H217V240H212ZM32 240H33V239H32ZM186 240H187V239H186ZM198 240H199V238L197 239V241H198ZM220 240H221V239H220ZM220 240H219V241H220ZM74 241H75V240H74ZM83 241H84V240H83ZM87 241H88V240H87ZM97 241H98V240H97ZM189 241L191 242L192 239H190ZM195 241H196V240H195ZM221 241H222V240H221ZM58 242H59V241H58ZM99 242H100V241H99ZM113 242H114V241H113ZM184 242H185V240H184ZM193 242H194V241H193ZM200 242H201V241H200ZM200 242H198V243H200ZM203 242H204V241H202V243H203ZM46 243H47V242H46ZM109 243H110V242H109ZM148 243H146V244H144V245L147 246ZM152 243H150V244L153 246L154 243H153V244H152ZM156 243H157V244H156ZM172 243H173V244H172ZM198 243H197V244H198ZM202 243H201V244H202ZM215 243H216V242H215ZM219 243H220V242H219ZM42 244H43V243H42ZM55 244H56V243H55ZM150 244H149V245H150ZM190 244H191V243H190ZM192 244H194V243H192ZM197 244H196V246H198ZM216 244H217V243H216ZM224 244H225V242H224ZM73 245L76 246V244H73ZM114 245H115V244H114ZM121 245H122V244H121ZM123 245H124V244H123ZM125 245H126V244H125ZM149 245H148V246H149ZM163 245H161V247H162ZM214 245H215V244H214ZM222 245H223V243H222ZM2 246H3V244H2ZM117 246H118V245H117ZM126 246L128 247V245H126ZM148 246H147V248H148ZM166 246H167V244H166ZM178 246H179V247H178ZM182 246H183V245H181L180 248H182ZM186 246H187V245H186ZM186 246H185L184 248H186ZM196 246H194V247L196 248ZM64 247H65V246H64ZM136 247H137V246H136ZM190 247H193V246L190 245L188 248H190ZM205 247H206V245H205ZM62 248H63V247H62ZM137 248H138V247H137ZM137 248H136V249H137ZM150 248H152V247H150ZM150 248H149V249H150ZM153 248H156V247L154 246ZM157 248H158V247H157ZM157 248H156V251H157ZM163 248H164V247H163ZM198 248H199V247H198ZM200 248H201V247H200ZM200 248H199V249H200ZM207 248H208V247H207ZM257 248H258V247H257ZM5 249H6V248H5ZM71 249H72V248H71ZM126 249H127V248H126ZM159 249H160V248H159ZM166 249H167V248H166ZM186 249H187V248H186ZM203 249H204V248L201 249L202 252H203ZM3 250H4V249H3ZM50 250H51V249H50ZM138 250H139V249H138ZM5 251H6V250H5ZM44 251H45V250H44ZM57 251H58V248H57ZM131 251H132V249H131ZM201 251H200V253H201ZM211 251H212V250H211ZM49 252H50V251H49ZM60 252H61V251H60ZM63 252H64V251H63ZM66 252H67V251H66ZM106 252H107V251H106ZM114 252H115V251H114ZM125 252H126V251H125ZM135 252H136V251H135ZM163 252H164V251H163ZM195 252H196V249H195ZM195 252H194V253H195ZM197 252H198V249H197ZM42 253H43V252H42ZM46 253H47V251H46ZM99 253H101V252H98V254H99ZM132 253H133V252H132ZM138 253H139V252H138ZM158 253H159V251H158ZM161 253H162V252H161V249H160V254H161ZM170 253H171V252H170ZM173 253H174V252H173ZM173 253H172V254H173ZM179 253H180V252H179ZM181 253H184V252L181 251ZM200 253L197 254V255H194L195 258H194V257H192V258H194L195 261H199V260H201L202 258H207V259L209 258V259H210V257L203 256V255H201ZM208 253H209V252H208ZM208 253H205V254H208ZM263 253H264V252H263ZM51 254H52V253H51ZM53 254H54V253H53ZM60 254H61V253H60ZM60 254H59V255H60ZM82 254H83V253H82ZM102 254H103V253H102ZM129 254H130V253H129ZM139 254H140V253H139ZM152 254H153V251H152ZM154 254H156V253H155V249H154ZM160 254H158V255H160ZM165 254H167V253H165ZM185 254H186V253H184V255H185ZM188 254H189V253H188ZM210 254H211V253H210ZM252 254H253V253H252ZM0 255H2V254H0ZM49 255H50V254H48V258H49ZM104 255H105V253H104ZM104 255H103V257H104ZM113 255H114V254H113ZM120 255H121V254H120ZM123 255H124V254H123ZM136 255H137V254H136ZM140 255H141V254H140ZM142 255H143V254H142ZM145 255H146V254H145ZM149 255H150V254H149ZM175 255H176V254H175ZM181 255H183V254H181ZM3 256H4V254H3ZM5 256H6V255H5ZM5 256H4V257H5ZM28 256H29V255H28ZM45 256H46V255H45ZM51 256H52V255H51ZM54 256H55V255H54ZM101 256H102V255H101ZM105 256H106V255H105ZM131 256L135 258V256H133V255H131ZM152 256H153V255H152ZM160 256H161V255H160ZM188 256H189V255H188ZM255 256H256V255H255ZM262 256H263V255H262ZM114 257H115V256H114ZM127 257L129 258L130 256L128 255ZM142 257H143V256H142ZM156 257H157V256H156ZM257 257H259V256H257ZM1 258H2V257H1ZM25 258H26V257H25ZM27 258H29L30 260L32 259L31 256H30V257H27ZM27 258H26V259H27ZM43 258H44V257H43ZM53 258H54V257H53ZM60 258H61V257H60ZM78 258H79V257H78ZM18 259H20V257H19ZM37 259H38V258H37ZM46 259H47V256H46ZM103 259H104V258H103ZM108 259H109V258H108ZM213 259L215 260V258H213ZM213 259H212L211 261H213ZM259 259H260V258H259ZM1 260H2V259H1ZM23 260H24V259H23ZM49 260H50V258H49ZM166 260H167V259H166ZM186 260H189L188 257H186ZM254 260H255V259H254ZM260 260H261V259H260ZM32 261H33V260H32ZM46 261H47V260H46ZM109 261H110V260H109ZM189 261H190V260H189ZM189 261H188V262H189ZM192 261H193V260H192ZM216 261H217V260H216ZM216 261H215V262H216ZM251 261H252V260H251ZM262 261H263V260H262ZM24 262H25V261H24ZM33 262H34V261H33ZM89 262H90V261H89ZM119 262H120V261H119ZM141 262H142V261H141ZM193 262H194V261H193ZM193 262H192V264H193ZM205 262H207V261H205ZM238 262H239V261H238ZM240 262H241V261H240ZM242 262H243V261H242ZM245 262H246V260H245ZM1 263H2V262H1ZM34 263L38 264L37 262H34ZM50 263H51V262H50ZM81 263H82V262H81ZM107 263H108V262H107ZM143 263H144V262H143ZM164 263H165V262H164ZM195 263H196V262H194V264H195ZM199 263H200V262H199ZM199 263H198V264H199ZM201 263H202V262H201ZM249 263H250V262H249ZM255 263H256V262H255ZM26 264H29V263H26ZM45 264H46V263H45ZM102 264H103V263H102ZM116 264H117V263H116ZM130 264H131V263H130ZM133 264H134V263H133ZM157 264H158V263H157ZM203 264H205V263H203ZM213 264H214V263H213ZM261 264H262V263H261Z\"/></svg>","mask_w":264,"mask_h":264}]
</instances>
